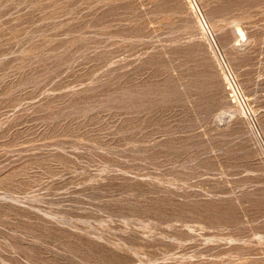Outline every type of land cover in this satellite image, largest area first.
<instances>
[{"label":"rangeland","instance_id":"rangeland-1","mask_svg":"<svg viewBox=\"0 0 264 264\" xmlns=\"http://www.w3.org/2000/svg\"><path fill=\"white\" fill-rule=\"evenodd\" d=\"M0 264H264V0H0Z\"/></svg>","mask_w":264,"mask_h":264}]
</instances>
